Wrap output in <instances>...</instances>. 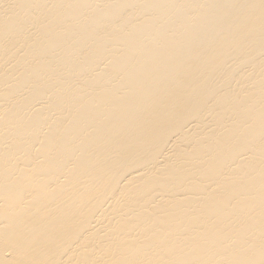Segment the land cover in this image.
<instances>
[{"label":"bare ground","instance_id":"obj_1","mask_svg":"<svg viewBox=\"0 0 264 264\" xmlns=\"http://www.w3.org/2000/svg\"><path fill=\"white\" fill-rule=\"evenodd\" d=\"M0 264H264V0H0Z\"/></svg>","mask_w":264,"mask_h":264}]
</instances>
